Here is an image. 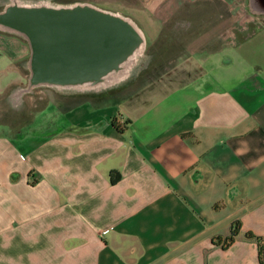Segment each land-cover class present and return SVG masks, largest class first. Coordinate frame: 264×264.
Returning <instances> with one entry per match:
<instances>
[{
  "label": "crops",
  "instance_id": "1",
  "mask_svg": "<svg viewBox=\"0 0 264 264\" xmlns=\"http://www.w3.org/2000/svg\"><path fill=\"white\" fill-rule=\"evenodd\" d=\"M98 1L156 48L116 84L1 123L0 264H259L246 233L264 235V0ZM240 4L255 16L239 21ZM25 49L0 28V94ZM236 220L229 246L214 240Z\"/></svg>",
  "mask_w": 264,
  "mask_h": 264
},
{
  "label": "water",
  "instance_id": "2",
  "mask_svg": "<svg viewBox=\"0 0 264 264\" xmlns=\"http://www.w3.org/2000/svg\"><path fill=\"white\" fill-rule=\"evenodd\" d=\"M30 33L42 78L77 79L114 67L137 43L126 23L86 10L20 9L11 17ZM33 55V54H32Z\"/></svg>",
  "mask_w": 264,
  "mask_h": 264
},
{
  "label": "bare ground",
  "instance_id": "3",
  "mask_svg": "<svg viewBox=\"0 0 264 264\" xmlns=\"http://www.w3.org/2000/svg\"><path fill=\"white\" fill-rule=\"evenodd\" d=\"M40 10V11H75L77 9L86 10L99 15H106L107 17H115L130 28L136 35L137 43L132 49L119 60V62L111 69L97 74L95 76H85L77 79H48L42 78V74L38 69V53L37 50L33 52L31 58V68L33 70L31 85L33 84H47L49 86L57 87L58 89H75L80 91L102 89L111 86L125 79L138 62L139 58L144 55L146 48V37L141 27L131 18L119 12L99 7L98 5L88 1H75L69 4H55L49 0H40L36 3L25 2L23 0H12L5 9L0 11V28L8 31H13L21 35L31 37L30 33L26 31L21 25H17L11 17L17 13L18 10ZM30 85V86H31ZM27 89L21 88L17 90L18 97L23 95Z\"/></svg>",
  "mask_w": 264,
  "mask_h": 264
},
{
  "label": "rangeland",
  "instance_id": "4",
  "mask_svg": "<svg viewBox=\"0 0 264 264\" xmlns=\"http://www.w3.org/2000/svg\"><path fill=\"white\" fill-rule=\"evenodd\" d=\"M12 0H0V11L5 9L7 4H9ZM25 2L30 3H36L40 0H23ZM52 3L55 4H69L73 3L75 1H88L92 2L99 7H108L111 9H119V3L117 1L113 3H103L102 1L98 0H49ZM208 6L206 5L205 8L208 10ZM127 12H131L128 10ZM190 12H193L192 15L195 17V21H198V6H192ZM135 16V15H133ZM137 18V17H136ZM182 18L181 16L179 17ZM240 21V20H239ZM183 23H186V21H181ZM171 24H173V21H171ZM182 24V23H181ZM141 27L146 28L145 24L140 22ZM147 30V29H146ZM163 34V33H162ZM146 35L149 41V44L152 45V48L149 47V49L144 54V57L149 55V52L152 51L154 48H156V44L153 46V36L152 33L149 31H146ZM172 35H169V38L165 36V33L162 35V38L160 39V43L163 45H166L167 39H170ZM183 37V35H182ZM182 37L179 39V44L181 45ZM178 44V43H177ZM179 48L176 46V44L171 45V49L169 52L173 54L174 52L178 51ZM24 55L20 58H17V65L20 68L22 74V77L14 84V91H17L21 88L27 89L23 95L20 97L18 101L14 100L13 96H10V91L6 92L4 94H0V132H10V129L6 127H2V122H9L14 127H18L21 125L25 120H27L29 117H31L34 112H38V108L43 106L48 99L50 98V94L58 93V94H66L71 93L74 91H80L75 89H58L54 86H49L47 84H33L31 85V78L33 75V70L31 68V53H27V49L24 50ZM163 56L167 55V52H162ZM143 59V58H142ZM151 67V66H150ZM12 71V70H9ZM31 85V86H30ZM37 111V112H36Z\"/></svg>",
  "mask_w": 264,
  "mask_h": 264
},
{
  "label": "trees",
  "instance_id": "5",
  "mask_svg": "<svg viewBox=\"0 0 264 264\" xmlns=\"http://www.w3.org/2000/svg\"><path fill=\"white\" fill-rule=\"evenodd\" d=\"M241 228V223L239 220H236L233 222L231 227V232L229 235L222 237V236H216L214 237V240H222L223 246L227 247L229 246L236 238L237 234L239 233ZM247 237L250 239H254L258 243V260L259 264H264V235H257L253 232H247Z\"/></svg>",
  "mask_w": 264,
  "mask_h": 264
},
{
  "label": "built area",
  "instance_id": "6",
  "mask_svg": "<svg viewBox=\"0 0 264 264\" xmlns=\"http://www.w3.org/2000/svg\"><path fill=\"white\" fill-rule=\"evenodd\" d=\"M238 12V19L240 21H246L247 19L253 18L255 16L252 12L248 11L244 4L239 5Z\"/></svg>",
  "mask_w": 264,
  "mask_h": 264
},
{
  "label": "flooded vegetation",
  "instance_id": "7",
  "mask_svg": "<svg viewBox=\"0 0 264 264\" xmlns=\"http://www.w3.org/2000/svg\"><path fill=\"white\" fill-rule=\"evenodd\" d=\"M13 97H14V100H15V101H18V100H19V97H18L17 91L14 92Z\"/></svg>",
  "mask_w": 264,
  "mask_h": 264
}]
</instances>
